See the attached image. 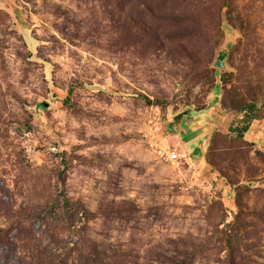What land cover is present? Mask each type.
I'll list each match as a JSON object with an SVG mask.
<instances>
[{"label":"rangeland","instance_id":"374dc122","mask_svg":"<svg viewBox=\"0 0 264 264\" xmlns=\"http://www.w3.org/2000/svg\"><path fill=\"white\" fill-rule=\"evenodd\" d=\"M249 118L264 0H0V264H264Z\"/></svg>","mask_w":264,"mask_h":264},{"label":"trees","instance_id":"16d2710c","mask_svg":"<svg viewBox=\"0 0 264 264\" xmlns=\"http://www.w3.org/2000/svg\"><path fill=\"white\" fill-rule=\"evenodd\" d=\"M254 120V118H249L247 122V124L245 126H242V127H236L234 130L235 132H237L238 134V137L243 139L245 134H247L250 130V127H251V123L252 121Z\"/></svg>","mask_w":264,"mask_h":264},{"label":"crops","instance_id":"0c3cea01","mask_svg":"<svg viewBox=\"0 0 264 264\" xmlns=\"http://www.w3.org/2000/svg\"><path fill=\"white\" fill-rule=\"evenodd\" d=\"M263 127L261 129H259L258 125L257 126H254V127H251V129L249 130L250 131V134L254 132V140L255 141H263L264 140V125H262ZM254 128V129H253Z\"/></svg>","mask_w":264,"mask_h":264},{"label":"built area","instance_id":"2783aa9c","mask_svg":"<svg viewBox=\"0 0 264 264\" xmlns=\"http://www.w3.org/2000/svg\"><path fill=\"white\" fill-rule=\"evenodd\" d=\"M169 160L171 162H175L177 160H179V156L176 154V153H172L170 156H169Z\"/></svg>","mask_w":264,"mask_h":264}]
</instances>
